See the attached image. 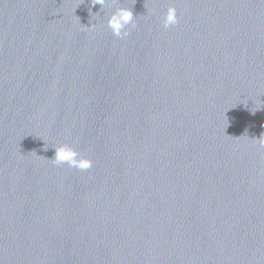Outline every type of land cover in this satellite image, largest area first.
Here are the masks:
<instances>
[{"label": "water", "instance_id": "obj_1", "mask_svg": "<svg viewBox=\"0 0 264 264\" xmlns=\"http://www.w3.org/2000/svg\"><path fill=\"white\" fill-rule=\"evenodd\" d=\"M94 3L0 0V264H264V0Z\"/></svg>", "mask_w": 264, "mask_h": 264}, {"label": "clouds", "instance_id": "obj_2", "mask_svg": "<svg viewBox=\"0 0 264 264\" xmlns=\"http://www.w3.org/2000/svg\"><path fill=\"white\" fill-rule=\"evenodd\" d=\"M105 3L106 0H95L94 5L99 4L102 7ZM162 23L165 28L179 23L177 9L175 7H169L167 9V12L163 15ZM107 24L114 36L123 38L129 34V25L135 27L136 20L131 8L120 7L111 13L107 20ZM262 146H264V144H262ZM51 161L57 165L66 163L69 167L79 170H88L93 164L91 159L81 156L78 151L66 144L55 146V157Z\"/></svg>", "mask_w": 264, "mask_h": 264}]
</instances>
